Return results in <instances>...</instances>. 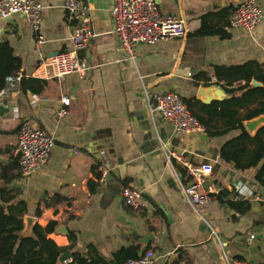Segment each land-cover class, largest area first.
<instances>
[{"label":"crops","instance_id":"obj_1","mask_svg":"<svg viewBox=\"0 0 264 264\" xmlns=\"http://www.w3.org/2000/svg\"><path fill=\"white\" fill-rule=\"evenodd\" d=\"M36 1L44 7L42 45L36 43L23 15L0 21V41L8 42L20 58L23 77L47 83L39 94L22 93L18 85V92L0 97V104L8 109L0 114V166L16 157L20 126H31L54 139L42 167L8 185L25 203L24 217L34 218V225L42 228L56 222L47 238L60 248L71 244L69 234H73L74 247L65 250L70 259L76 252L85 258L98 254L110 264L116 262V252L134 247L138 255L152 249L163 264H225L211 234L214 230L230 260L264 264V205L244 201L247 209L242 213L230 206L239 203L234 200L237 182L264 197V187L255 179L257 167L236 170L218 156L221 146L239 131L215 138L205 133L176 135L161 115L152 118L147 108L157 94L195 98L199 87L211 85L223 91L213 74L217 66L264 63V19L245 32L229 27L232 11L243 0H155L161 16L184 21L185 33L167 42L137 45L130 60L112 33L113 0H84L92 37L77 50L76 60L86 69L55 79L46 60L68 51L77 23L67 18L66 0ZM259 4L264 13V0ZM203 26L218 33L198 37ZM201 73L207 84L204 78L196 80ZM62 96L69 97L70 106L59 118ZM164 152L180 155L173 168L165 165ZM182 161L213 166L203 185L211 198L196 206L197 214L181 194V186L189 181ZM103 165L109 171L100 182ZM125 186L143 193L145 209L123 204L120 191ZM62 228L66 233L60 232ZM146 237L147 244L142 242Z\"/></svg>","mask_w":264,"mask_h":264},{"label":"built area","instance_id":"obj_2","mask_svg":"<svg viewBox=\"0 0 264 264\" xmlns=\"http://www.w3.org/2000/svg\"><path fill=\"white\" fill-rule=\"evenodd\" d=\"M64 8L70 22L77 23V27L70 37L68 51L57 54L46 60V66L50 69L51 77L62 79L63 77L82 73L86 67L76 60L77 50L83 48L92 37L89 21L86 16L84 0H66ZM43 5L36 0H0V20L16 15H23L30 30L36 36V43L42 45L43 37L39 34ZM263 10L259 0H243L231 13L229 27L251 32L262 23ZM185 23L176 16H161L155 0H113L112 8V33L118 39L121 49L130 60L134 59V47L141 44H154L167 42L184 35ZM23 75L5 78L4 87L0 97L8 93L18 92V85ZM60 107L57 117L66 114V108L70 106V99L62 96L59 100ZM148 112L153 118L155 114L161 115L169 124L176 135L198 136L205 133V128L190 112L177 93H162L153 97V104L148 100ZM54 145L52 136L41 132L28 125L20 126L16 135L14 154L18 158L20 176L27 177L42 167L46 162ZM165 165L173 168V160H180V155L164 152ZM189 181L181 186V194L190 211L197 214L196 206L205 205L210 200V193L203 189L205 179L212 174L211 163H202L197 166L182 161ZM109 167L103 165L100 168L99 181L103 182L108 174ZM234 200L244 202L254 200L264 205V197L253 194L241 182L234 185ZM123 204L132 210H142L147 207L143 193L137 189L125 186L120 191ZM213 239L222 253L225 264H248L240 260H230L225 254L220 237L211 230ZM252 239L253 236H250ZM250 239V240H251ZM70 264L71 259L63 262ZM122 264H163L160 257L156 256L152 249H146L137 258L128 259Z\"/></svg>","mask_w":264,"mask_h":264},{"label":"trees","instance_id":"obj_3","mask_svg":"<svg viewBox=\"0 0 264 264\" xmlns=\"http://www.w3.org/2000/svg\"><path fill=\"white\" fill-rule=\"evenodd\" d=\"M218 33L203 26L196 35L205 37ZM21 60L14 55L8 42L0 41V92L7 76L16 75L21 69ZM213 74L223 91L230 96L221 102L202 105L194 97H181L190 112L205 128L210 138L227 135L231 131H239L234 138L226 141L220 148L218 156L224 164L236 170L257 167L256 182L264 187V126L251 136L244 128V122L264 115V63L247 62L241 66H217ZM204 78V73L196 76V80ZM251 80H256L262 87L250 88ZM46 82L34 78L22 77L19 83L20 92L39 94ZM255 104V107L253 106ZM253 107V108H251ZM98 178L99 174L95 173ZM17 156L6 167L0 166V264H63L59 257L65 250H71L75 244V236L69 234L71 244L67 248L58 247L48 235L54 233L57 223L50 222L46 227L34 225L29 237L20 235L23 229V217L26 205L17 199V190L8 185L19 180ZM16 191V192H15ZM231 208L242 213L247 205L242 202L231 203ZM138 249L124 248L113 255L117 264L128 259H135ZM70 264H108L100 255L85 258L82 254L73 253ZM174 264H178L175 262Z\"/></svg>","mask_w":264,"mask_h":264},{"label":"water","instance_id":"obj_4","mask_svg":"<svg viewBox=\"0 0 264 264\" xmlns=\"http://www.w3.org/2000/svg\"><path fill=\"white\" fill-rule=\"evenodd\" d=\"M8 18L0 20L1 22L6 21ZM262 85L255 81L252 80L249 83V87L250 88H258L261 87ZM195 99L197 101H199L202 104L208 105L210 103H212L213 101H217V102H221L224 99H226V95L224 94V92L222 90H220L219 88L216 87V85H211L208 87H204L201 86L198 88L196 95H195ZM7 113L8 109L4 108L1 104H0V114L2 113ZM244 126L246 128V130L252 134L255 135L256 132L264 126V115H260L256 118H253L249 121H246L244 123ZM34 226V218L30 217V216H25L23 217V229L20 233V235L22 237H29L32 233V228ZM60 232H64L66 233V229L62 228L59 229ZM142 242L144 243H148V237H146ZM71 258V254L68 251H65L62 253V255L59 257V262L63 263L64 261L68 260ZM110 264H117L116 262H111Z\"/></svg>","mask_w":264,"mask_h":264}]
</instances>
